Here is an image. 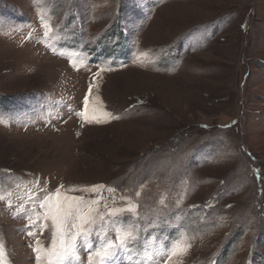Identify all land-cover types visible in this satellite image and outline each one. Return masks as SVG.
I'll use <instances>...</instances> for the list:
<instances>
[{
    "label": "rangeland",
    "instance_id": "obj_1",
    "mask_svg": "<svg viewBox=\"0 0 264 264\" xmlns=\"http://www.w3.org/2000/svg\"><path fill=\"white\" fill-rule=\"evenodd\" d=\"M201 131L191 165L169 144ZM61 185L137 208L68 264L118 230L128 264H264V0H0V264H54Z\"/></svg>",
    "mask_w": 264,
    "mask_h": 264
},
{
    "label": "snow or ice",
    "instance_id": "obj_2",
    "mask_svg": "<svg viewBox=\"0 0 264 264\" xmlns=\"http://www.w3.org/2000/svg\"><path fill=\"white\" fill-rule=\"evenodd\" d=\"M89 92H91V86ZM88 103V98L85 97V110L82 115L86 120L89 119ZM92 121L99 122V119L94 115L90 122ZM104 187L93 185L90 188L84 187L71 191L100 192ZM39 208L42 210L40 216L45 221L44 227H48L50 223L53 229L51 247L45 253V257H54V264H68L72 260H78V241L82 240L86 247L91 249L88 238L94 233L100 234L103 222L112 221L114 223L115 218L137 211L136 205L131 202L127 207L105 205V210L101 211L99 199H86L84 195H70L63 190V185L54 193L44 196L39 203ZM132 236V231L118 230L115 241L108 240L101 245L99 250L89 251L88 264H97V260L104 264L110 258L115 257L119 250H123L127 240ZM42 251L43 249L39 246L35 249L37 260ZM49 264H53V261L49 260Z\"/></svg>",
    "mask_w": 264,
    "mask_h": 264
},
{
    "label": "trees",
    "instance_id": "obj_3",
    "mask_svg": "<svg viewBox=\"0 0 264 264\" xmlns=\"http://www.w3.org/2000/svg\"><path fill=\"white\" fill-rule=\"evenodd\" d=\"M217 132H214L215 136H211L212 138H214V140L219 144L222 145L223 142L226 144L227 143V129H224L221 127V129H216ZM202 133H198L196 135L192 134L190 136V138H179L177 139L174 143L169 144V146L172 147L173 150H178L180 151V153L182 154L184 153H188V152H196L190 155L185 156L186 159L188 160V162L193 165V161L195 159H192L193 156H200L202 154V152L205 150L206 146H207V135L209 134H205L203 133V131H201ZM206 135V136H205ZM211 135V134H210ZM183 153V154H184ZM196 161H199L196 159ZM202 164H206V162H201ZM193 170H191V173L194 175V179H195V174L193 173ZM185 171H181L179 175H185ZM259 173V169L257 168L255 170V174ZM198 179V177H196Z\"/></svg>",
    "mask_w": 264,
    "mask_h": 264
}]
</instances>
